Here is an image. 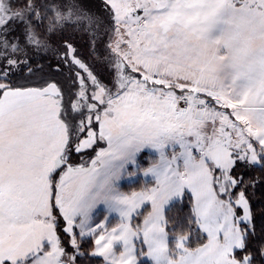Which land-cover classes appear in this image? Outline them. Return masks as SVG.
Wrapping results in <instances>:
<instances>
[{"label": "rangeland", "instance_id": "374dc122", "mask_svg": "<svg viewBox=\"0 0 264 264\" xmlns=\"http://www.w3.org/2000/svg\"><path fill=\"white\" fill-rule=\"evenodd\" d=\"M70 3L82 11L80 24L99 28L110 23L108 35L98 33L92 40L107 42L115 92L84 88L73 96L60 74L55 77L59 87L45 88L38 76L14 81L28 90L11 94L0 114V176L7 175L6 191H21L23 200L9 196L0 201V229H8L6 236L0 233V264H27L37 248L47 253L49 264H73L72 254L63 251L56 206L68 222L73 246L81 236L99 235L102 246L94 250L110 255L113 241L121 238L110 235L122 226L120 210L139 194L153 202L140 217L151 225L153 264H241L242 254L233 250L243 249L244 227L234 222L233 198L224 199L220 192L231 188L226 182L234 154L251 167L264 156L259 111L264 109V17L258 16L264 11H236L223 0H113L118 17L113 22L103 0ZM28 16L0 0V64L19 70L22 61L32 58L28 53L39 55L34 36L29 39L33 51L23 52L27 41L21 31L28 30ZM9 20L15 21L11 28L18 35L5 39ZM54 60L53 66L62 63L61 69H69L59 57ZM73 62L70 67L76 66ZM179 90H185L183 95ZM205 99L213 108L200 114L197 105ZM184 101L193 104L182 110ZM96 120L98 132L80 139L85 126L80 122L96 129ZM73 148L89 151L71 155V168L61 171ZM217 166L225 171L218 175ZM130 175L138 181L128 184ZM187 197L200 234L171 237L167 210ZM237 203L252 218L243 195ZM109 204L112 213L96 211ZM106 219L108 233L82 229Z\"/></svg>", "mask_w": 264, "mask_h": 264}, {"label": "snow or ice", "instance_id": "6c2138e0", "mask_svg": "<svg viewBox=\"0 0 264 264\" xmlns=\"http://www.w3.org/2000/svg\"><path fill=\"white\" fill-rule=\"evenodd\" d=\"M226 6H231L233 10L242 11L247 9L249 11H264V3H260L259 0H223ZM24 4L27 5V0H24ZM104 7L111 13L113 22H115L117 13L113 0H103ZM30 7V5H28ZM143 11V10H141ZM35 15V13H32ZM15 23L13 20H9L5 25V29L11 28ZM18 35L17 28H11V31L3 32L5 39L15 37ZM63 47L66 49L65 52L60 54V59L64 61L63 66H67L68 62L73 59L74 46L67 41H65ZM31 63L24 64L22 68L17 70L16 66L11 63L0 64V81H4L3 85H0V114L3 113V109L6 103L11 99V94L27 91L28 89L21 88L19 86H14L13 82L18 81L21 78H31L38 76L41 81H43V86L45 88L49 86L59 87V84L55 77L60 74L61 64L57 63L55 66L49 65L45 68L43 65H38L36 69L31 67ZM185 90H179V94L183 95ZM204 95V94H201ZM185 106L187 101L184 102ZM261 118H264V109H260ZM84 126L83 132H81L80 139H87L90 132H98L99 130V120H96V129H93L91 122L85 124V121L80 122ZM79 143V140L77 141ZM194 149L193 151H196ZM89 149L73 148L69 153V162H66L61 166V171L68 169L70 167V157L71 155H82L88 152ZM144 155H148V151L144 152ZM234 163L232 168L228 171L227 185H231V188H225L223 192H220V196L224 199H229L231 196L233 199L229 200L234 209L238 210V216L234 217V222L238 220V223L244 227L247 232L245 239L251 237L250 243H248L246 248H234V252H239L242 254L241 264H256L259 260L260 264H264V247H256V245L264 246V235H257L258 230H264V212L256 215L254 218L245 217V206L237 203L239 196L243 195L249 204V207L253 210L264 208V179L255 177L253 171L247 169L248 161L246 159L239 158V154H234ZM264 160V156L261 157ZM132 167H136L133 163ZM255 168H264V164L255 163ZM241 169H244L243 171ZM225 170L217 166V174ZM59 176V172L54 174V179ZM138 176L130 175L128 184L136 183L138 181ZM252 178V183H246V181ZM216 177H214V180ZM216 189L219 188L218 184H215ZM55 185H53V201L55 200ZM189 194L195 198L194 193L191 189H188ZM132 196L133 194H128ZM252 196H259V199H252ZM153 202L146 199L143 194H139L135 197L134 202L131 205H126L124 209L120 210V220L121 227H118L116 231L111 232V236L121 237L119 240H114L112 247L113 252L110 255H104L94 249L101 247L97 241L100 239L99 235L88 234L86 236H81L82 240H87L90 242L91 247L88 243L83 244L80 247L73 246L70 242L72 240V234L67 231V220L60 214L59 207L56 206L57 215H60L59 220V233L65 238V243L68 244L67 251L72 254L73 264H95L96 261H102L103 264H153V256L150 254L152 249V244L149 240V228L150 223L147 220H141L140 217L143 214V208L145 205H150ZM55 206V205H54ZM96 211L98 213H103L107 211L112 213L113 205L109 204L107 207L104 205L99 206ZM137 222V223H134ZM128 231L125 233V228ZM91 227L93 230L98 232L108 233L110 230L108 228L107 219L101 221L99 224H94L91 226L82 225V229H87ZM76 234L79 236L81 234V229L75 230ZM109 236H105L103 243L108 242ZM49 250L52 247V242H48ZM88 249V250H86ZM251 249L257 255L255 257L249 258L246 253ZM3 264H12L10 260H4ZM27 264H49V258L47 253L43 248H37L32 254L27 257ZM159 264V262H155Z\"/></svg>", "mask_w": 264, "mask_h": 264}, {"label": "trees", "instance_id": "16d2710c", "mask_svg": "<svg viewBox=\"0 0 264 264\" xmlns=\"http://www.w3.org/2000/svg\"><path fill=\"white\" fill-rule=\"evenodd\" d=\"M69 1V0H68ZM67 1V2H68ZM72 0H70L71 2ZM7 3V8L12 12H24L28 16V30L24 29L21 32L26 38L27 45L23 47V52H32L33 45L29 44V39L31 36L38 41V52L36 55H30V61L24 60L21 64L35 63L31 64L33 69H36L38 65H43L47 68L52 65L54 56L60 58V54L65 52L66 49L63 47L65 41L72 44L75 49L73 55V62L76 66L70 67L68 62L66 69H61L60 71V81L68 86V92H72L73 96L82 91L84 88L92 90H98L101 87H106V90H115V79L114 74L110 70V56L108 55V46L105 38H99L93 41V37L98 36V33L105 35L109 33L110 23L108 25L102 24L100 27L87 26L80 24L82 22V11L79 7L74 8L70 3V6L65 2V0H27V5L24 4V0H5ZM30 5V7L28 6ZM32 13H35L33 15ZM75 21L73 19H76ZM90 21H94V17H89ZM87 20V23H89ZM106 25V26H105ZM32 34V35H31ZM61 42V43H58ZM41 50V51H39ZM86 52V55H85ZM99 56H101V63H99ZM109 56V57H108ZM25 59H29L25 57ZM56 59V58H55ZM55 61V60H54ZM61 62L64 63L63 60ZM103 63L107 65L104 66ZM79 64V65H78ZM62 66V63H61ZM81 66V67H80ZM58 78V77H57ZM26 81L29 78H22ZM80 79L83 85L80 84ZM16 82H13L15 85ZM90 84V85H89ZM91 84H94L91 86ZM115 92V91H114ZM260 163L264 164V160H260ZM247 169L253 171L255 177L264 179V168H255L254 166H247ZM242 171L244 169H241ZM246 183H252V178H249ZM252 199H259V196H252ZM251 209V208H250ZM264 212V208L251 209L252 218ZM166 218L169 226V233L171 237L179 234L180 236H190L192 238L194 235H199V229L196 227V220L193 216V204L190 197L176 202L173 204L166 213ZM243 248H246L248 243H250L251 237L245 239L247 235L246 230L243 228ZM257 235H264V230H258ZM200 237V236H199ZM173 240V239H172ZM201 238L199 242H201ZM90 242L87 240H78L76 247H80L83 244ZM65 251H67L68 244L63 243ZM193 247V245H190ZM256 247H264L262 245H256ZM88 250V249H86ZM250 258L255 257L257 254L249 249L246 253ZM101 261H96L95 264H100ZM256 264H260L257 260Z\"/></svg>", "mask_w": 264, "mask_h": 264}, {"label": "crops", "instance_id": "0c3cea01", "mask_svg": "<svg viewBox=\"0 0 264 264\" xmlns=\"http://www.w3.org/2000/svg\"><path fill=\"white\" fill-rule=\"evenodd\" d=\"M230 7L231 6H229L228 8L231 9ZM262 14H263V12L260 13L258 16L264 17V16H262ZM254 19H257V17L256 18L254 17ZM101 89L103 90V87H101ZM213 94L215 95V97L217 96V94H215V93H213ZM221 100H223V99L220 98L219 101H217V102H219V103H221L223 105V102ZM200 114H203V113H200ZM211 114L213 115L214 113L211 112ZM70 168L71 167H69V169ZM0 177H1V179H0V201L2 202L4 200H9V198H8L9 196L10 197H14L15 198L14 200H23V198H21V193H22L21 191L17 190V191L10 192V193L6 191V187H7V184H8L7 175L6 174H2ZM28 213H30V211H26V212L21 213V214L22 215H27ZM0 216H1V213H0ZM32 217H34V216H32ZM0 231H1L0 233H3L6 236V233H7L8 229H7V227H4L3 229H0ZM63 251L66 254L64 246H63Z\"/></svg>", "mask_w": 264, "mask_h": 264}, {"label": "built area", "instance_id": "2783aa9c", "mask_svg": "<svg viewBox=\"0 0 264 264\" xmlns=\"http://www.w3.org/2000/svg\"><path fill=\"white\" fill-rule=\"evenodd\" d=\"M185 102V101H184ZM182 102L180 103L179 107L182 109V110H186L188 108L191 107V105L193 104L192 102H187V105L185 106V103ZM213 106L211 104V102L209 100H201V103L199 105H197V111L199 113H207L209 112L210 110H212Z\"/></svg>", "mask_w": 264, "mask_h": 264}]
</instances>
